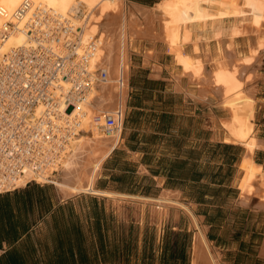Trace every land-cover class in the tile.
<instances>
[{"label": "crops", "instance_id": "0c3cea01", "mask_svg": "<svg viewBox=\"0 0 264 264\" xmlns=\"http://www.w3.org/2000/svg\"><path fill=\"white\" fill-rule=\"evenodd\" d=\"M156 31L130 51L126 127L95 192L65 197L55 182L31 180L0 194V264H144L148 243L161 264L164 237L180 233L193 239L189 264L198 237L202 264H264V134L252 156L226 141L222 96L209 84L200 94L176 73ZM221 41H210V54H220L218 44L227 49ZM245 158L257 172L248 195L240 187Z\"/></svg>", "mask_w": 264, "mask_h": 264}, {"label": "bare ground", "instance_id": "6f19581e", "mask_svg": "<svg viewBox=\"0 0 264 264\" xmlns=\"http://www.w3.org/2000/svg\"><path fill=\"white\" fill-rule=\"evenodd\" d=\"M156 29L174 55L175 72L200 94L212 85L209 90L222 96L226 141L244 146L251 156L262 146L257 101L245 85L257 76L249 70L264 54V0H161L153 10L129 7L127 0H0V86H23L29 92L25 100L32 102L31 120L22 119L17 139L10 133L2 139L3 150L9 148L4 186L52 181L65 197L95 192L102 164L121 140L130 51ZM240 38L243 55L234 50ZM213 39H227L230 60L221 44L220 54H210ZM0 96L15 101L14 94ZM109 117L116 122L111 130ZM12 151L18 157L10 161ZM241 166L240 187L248 195L256 167L252 158ZM197 239L193 264H202L203 238Z\"/></svg>", "mask_w": 264, "mask_h": 264}, {"label": "rangeland", "instance_id": "374dc122", "mask_svg": "<svg viewBox=\"0 0 264 264\" xmlns=\"http://www.w3.org/2000/svg\"><path fill=\"white\" fill-rule=\"evenodd\" d=\"M128 6L129 7H140V6H145V5H141L138 3L128 1ZM146 7H150V6H146ZM243 23H245V22H243ZM142 27H144V26H141L139 28L143 29ZM251 36L252 35L248 36L249 38L246 37V38H248L249 42H250ZM143 38L144 37H140V43L144 42ZM223 40L225 43L228 42L227 39H223ZM137 43H139V42H137ZM221 46H222V44H221ZM234 50H236V53H240V54L242 53L241 55H243L244 53L246 54V51L244 50L243 45L241 44V38L238 40V46ZM223 53H224L223 56H225V58L228 57L227 59L230 60L231 57H229V55H228L229 51L226 49ZM260 58H258V61L253 66H251L249 71H253L252 73H254L253 74L254 76L257 75L255 77V78H257V80L261 79V78L262 79L258 83H255L253 86L248 88L247 87L248 85L255 82V78H254L253 81H250L249 83H247L245 85V89L248 91L249 94H252L257 101V115H256V119H255L256 129L260 130V132L264 134V54ZM140 59H141L140 57H137L136 60H134L135 61L134 63L136 65H138V63L140 62ZM231 61H233V58L231 59ZM259 62H261V63H259ZM211 68L212 67L209 65L208 69L211 70ZM129 74H130V71H129ZM131 83H132V87H135V83L137 84L138 80L134 77V80ZM194 86L196 87V84H194ZM127 115L128 114H126L124 117L123 131L126 127ZM198 115L202 116L201 110H200V113H198ZM102 133L105 134L104 131ZM172 240L173 241L178 240V248L172 249V246H171ZM191 240H193L191 235H187L184 233H180V236L177 238L170 236V234L165 236L163 239V253H162L163 256L161 258V264H175L176 261L181 263V264H189V260H190L189 245H190ZM149 248L150 247H149V243H148V245H147V251H148L147 252V255H148L147 258L152 253V252H149L150 251ZM152 254L154 255V253H152ZM141 255L144 256V254H141ZM153 258H155V256H153ZM149 262H151L152 264H155L154 259H153V261H151L148 258V263ZM157 263H158V260H157Z\"/></svg>", "mask_w": 264, "mask_h": 264}, {"label": "built area", "instance_id": "2783aa9c", "mask_svg": "<svg viewBox=\"0 0 264 264\" xmlns=\"http://www.w3.org/2000/svg\"><path fill=\"white\" fill-rule=\"evenodd\" d=\"M1 92H5L6 94H14L15 101H7L0 96V194L20 187L16 185H3V181L7 180V176L9 175V170L6 169L8 163L4 162L5 158L8 156V152L6 150L9 148L7 147L5 151L3 150L2 139L8 136L9 133L12 138L17 139L19 135V124L23 123L22 119L31 120L30 107L32 105V102L30 103L28 102L27 98L26 100L24 98L25 92L28 94L29 92L23 86L10 85L4 89L0 86V94ZM32 98L33 96L31 90V101ZM26 107L29 108V110ZM25 108L26 111L24 110ZM19 114L21 115V118H19ZM106 125L108 130H111L116 127V122L112 117H109L106 121ZM13 153L15 152L12 151L10 155V161L13 160L14 157H18L17 153Z\"/></svg>", "mask_w": 264, "mask_h": 264}, {"label": "trees", "instance_id": "16d2710c", "mask_svg": "<svg viewBox=\"0 0 264 264\" xmlns=\"http://www.w3.org/2000/svg\"><path fill=\"white\" fill-rule=\"evenodd\" d=\"M128 1H131V2H134V3H138V4H141V5H145V6H150V7H152L151 5L152 4H156V2L157 1H159V0H128ZM145 255V257L144 258H146V261H144L143 263L144 264H152L151 262H149L148 263V258L151 260V261H153V254L151 253V255L147 258V252H146V254H144ZM175 264H181V263H179V262H175Z\"/></svg>", "mask_w": 264, "mask_h": 264}]
</instances>
